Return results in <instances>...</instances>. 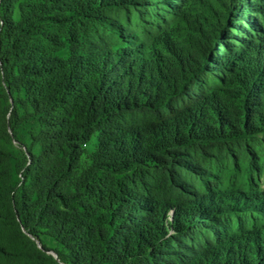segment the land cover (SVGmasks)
<instances>
[{
	"label": "trees",
	"instance_id": "1",
	"mask_svg": "<svg viewBox=\"0 0 264 264\" xmlns=\"http://www.w3.org/2000/svg\"><path fill=\"white\" fill-rule=\"evenodd\" d=\"M160 2L0 0V264H264V5Z\"/></svg>",
	"mask_w": 264,
	"mask_h": 264
},
{
	"label": "rangeland",
	"instance_id": "2",
	"mask_svg": "<svg viewBox=\"0 0 264 264\" xmlns=\"http://www.w3.org/2000/svg\"><path fill=\"white\" fill-rule=\"evenodd\" d=\"M22 1H40V0H20ZM161 2L158 4V19H152L147 21L144 25H139L135 27V30L137 33H139L142 37H145L146 39H149L150 35L158 34L159 32H172L175 29H177L180 25L179 19L181 17L188 16V13L194 8L195 2L202 1L205 2V0H160ZM252 3H255L256 1L259 2V4L264 5V0H249ZM19 9H16V16L19 17ZM254 20L257 22V24L260 26V28H253L247 24H243L247 30V33H249L251 36H247V34H240V37H245L246 39L254 38L257 39L258 35L257 33L263 37L264 39V13H253ZM150 19V18H149ZM236 27V26H235ZM148 30V31H146ZM152 31V32H151ZM234 36L233 41L239 42V35L234 30ZM253 36V37H252ZM151 39V38H150ZM62 54L65 53V51L61 52ZM10 100L7 98L3 99V105H9ZM31 125H25L20 128V133L25 136V140L27 143H30V137H29V131ZM96 140L94 139L91 143L88 144L87 149L88 151H92L95 147ZM6 148L11 154V160L14 165V171H13V182L17 185L20 183V172L18 169V164L22 163L24 160V151L25 147H23L18 141L15 139L12 140L11 143L5 144ZM261 187L260 189L264 190V177L261 178ZM48 245L51 247H56V244L48 237H44ZM54 254V252H51Z\"/></svg>",
	"mask_w": 264,
	"mask_h": 264
},
{
	"label": "water",
	"instance_id": "3",
	"mask_svg": "<svg viewBox=\"0 0 264 264\" xmlns=\"http://www.w3.org/2000/svg\"><path fill=\"white\" fill-rule=\"evenodd\" d=\"M54 255L57 256L56 253H54Z\"/></svg>",
	"mask_w": 264,
	"mask_h": 264
}]
</instances>
